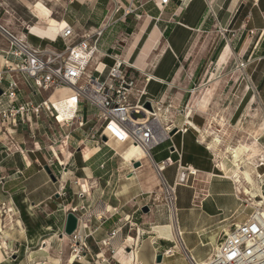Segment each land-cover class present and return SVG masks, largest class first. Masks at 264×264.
<instances>
[{"label":"crops","instance_id":"1","mask_svg":"<svg viewBox=\"0 0 264 264\" xmlns=\"http://www.w3.org/2000/svg\"><path fill=\"white\" fill-rule=\"evenodd\" d=\"M46 1L60 6L58 19L52 18L47 7L49 18L34 15L32 8L35 4L30 6L29 0H19L35 19L33 24L22 22L29 31L13 29L6 21L0 24L16 36L24 35L26 41L29 38L39 41L43 46L38 44L37 47L41 49L60 52L64 43L58 33L53 32L67 25L79 40L83 35L94 33L111 17L109 26L97 41L98 52L92 56L87 74L94 76L95 69H104L101 75L104 79L113 65L110 55H115L152 77L146 87L147 99L156 103L161 100L160 103L165 104L171 88L181 87V91L176 92L177 102L186 104L189 109L194 106V91L206 90L198 102L206 107L211 103L219 82H224L227 76L244 73L260 92L259 100L264 105V0H169L166 6H160L158 0ZM129 6L133 12L127 15L125 11ZM49 19L56 25H48ZM33 25L41 32L32 33L29 28ZM57 45L62 49L53 48ZM6 49L7 43L0 36V52ZM1 58L0 53V61ZM238 61L245 64L243 69H236ZM3 63L1 61L0 69ZM18 83L21 90L19 103L31 101L38 104L42 99L35 102V98L45 97L44 93L35 95V89L24 78L19 77ZM191 85L196 88L189 90ZM188 93L191 96L186 102ZM245 93L246 90L243 95ZM52 103L61 118L63 114L55 108L53 99ZM90 108L95 111L90 116L92 119L80 109L78 114L82 121L87 118V123H95L97 110ZM190 115L189 111L179 115L173 123L161 120L163 129H172L175 125L183 130L186 126L187 130L173 135H170L173 130L169 132L168 139L150 151L151 160L140 158L141 166L137 169L132 166L137 162L135 160L129 163L131 167L123 166L121 162L122 153L130 146L113 140L107 142L108 147H97L88 134V140L83 141L85 152L78 148L69 152L65 147L60 150L51 146V159L40 162L35 156L38 150L27 147L24 136L25 129L35 133L34 124L30 130L21 126L14 135H3L0 145V207L3 205L5 213L0 214V222L4 225L1 248L6 251L0 250V260L6 259L0 264H156L158 255L162 256L160 264H176V261L188 264L180 245L197 263H205L213 255L220 237L234 226L245 223L252 208L250 199L243 197L236 184L224 176L232 172L230 161H226L229 166L226 163L217 166V160L210 159L216 144L214 141L205 145L206 135L211 133L205 128V122ZM234 119L229 116L223 122L229 125ZM246 120L241 116L236 124L247 125ZM92 128H97V124ZM248 129L254 142L250 145L240 142L235 147L245 148V159L253 156L252 162L263 177L264 159L255 160L264 150V121ZM246 130L245 126L243 131ZM209 135L219 138L213 133ZM28 139L35 143L30 132ZM207 146H210L209 150ZM234 148H227L225 155L228 149ZM168 158L174 164L164 169L159 177L150 161L160 162ZM147 163L157 177L156 183L140 178ZM178 163L197 173L193 178L188 176L187 185L175 186L173 216L176 228L173 238L167 231L162 232L169 238L161 237L155 228L170 224V209L160 198L161 190L155 188L162 181L174 186ZM44 166L56 177L55 183L50 181ZM143 207L148 208L147 213L141 211ZM9 209L11 214L7 212ZM69 212L77 217L74 233L85 247L79 259L73 257L70 238L63 234ZM112 231L115 232L114 239L119 235L123 242L117 250L110 244ZM177 232L180 233L178 239ZM129 238L135 245H124ZM7 252L8 257L4 255Z\"/></svg>","mask_w":264,"mask_h":264},{"label":"built area","instance_id":"2","mask_svg":"<svg viewBox=\"0 0 264 264\" xmlns=\"http://www.w3.org/2000/svg\"><path fill=\"white\" fill-rule=\"evenodd\" d=\"M169 0H158L160 6H166ZM6 12V11H5ZM132 7L129 6L125 14H131ZM6 14L9 15L8 12ZM111 21L107 19L99 26L94 33L86 34L77 39L73 29L65 26L58 31V38L64 43V49L60 52L40 47H32L26 41V37L16 36L0 24V36L5 39L7 49L0 53L3 55V66L0 69V145L3 135L11 136L21 126L29 130L32 124H37L41 116L53 120L57 124L68 127L77 121L82 126V117L78 114L82 104H88L97 110L95 123L97 128L89 129V139L97 147L107 146L109 140L121 144L135 145L148 154L150 151L168 139V133L172 130L180 132L182 129L158 127L155 122L157 103L147 99L146 87L151 76L145 72L138 71L132 65L124 62L115 55H110L113 65L108 70L106 77L101 79L104 69L94 70L96 75L87 74V68L92 56L98 52L97 41ZM22 28L27 26L24 25ZM92 42L90 43V41ZM84 53L88 55L87 60L81 57ZM245 64L239 62V67ZM104 68V67H103ZM19 77L24 78L35 89V95L45 94V97L38 104L31 101L19 103L20 88ZM60 89H68L73 92L76 100V111L72 119L59 120V115L54 109L50 98ZM150 101L152 111L144 109V102ZM114 123L125 135L123 140L108 130V126ZM87 124V121L85 122ZM83 124V125H85ZM185 131V130H184ZM183 130L180 132L182 133ZM30 137L35 139V133L30 132ZM102 137L106 141H102ZM173 147L175 153L176 150ZM180 158V155H178ZM151 160V159H150ZM153 170L161 177V172L174 163L168 158L160 162L151 161ZM186 170L185 184L188 176L192 178L196 171L190 168L181 167L177 164V177L179 172ZM174 201V189L162 181L161 184ZM182 185V184H180ZM263 185L260 186V189ZM262 193V192H261ZM259 199V198H258ZM168 204V201L166 200ZM252 213L248 220L238 226H234L228 233L220 237L213 255L205 264H264V216L262 208L250 202ZM76 209H73L75 212ZM5 213L3 205L0 207V214ZM4 225L0 222V250L3 244ZM177 239L180 233H176ZM115 237V232L110 233V240ZM71 241V252L75 259H79L85 252L83 244L79 243L78 235L73 233L69 236ZM5 250L6 249H2ZM180 251L185 256L188 264H199L180 245ZM9 253H4L9 256ZM6 259V257H3ZM4 259L0 260L3 262Z\"/></svg>","mask_w":264,"mask_h":264},{"label":"rangeland","instance_id":"3","mask_svg":"<svg viewBox=\"0 0 264 264\" xmlns=\"http://www.w3.org/2000/svg\"><path fill=\"white\" fill-rule=\"evenodd\" d=\"M37 2H41L42 4L45 5V7L50 9V11L52 12V18L54 20L58 19L59 12L61 9L59 8L60 6H54L53 4L54 2L50 4L46 0H29L30 6L36 4ZM1 3H4L3 8L0 7V21H1L0 23L1 24L6 21V23H8V25L11 28L21 30L22 22H30L32 24L35 22V19L31 16L27 6L20 3L19 0H2ZM6 10L9 12V15L6 14L5 12ZM27 42L30 45L32 44L31 46L33 47L34 46L37 47L38 44H42V43H39V41L34 40L32 38H29ZM42 46L43 44L40 45V47ZM2 48L4 49V46ZM53 48H55L56 50L62 49L60 45L53 46ZM0 64H1V61H0ZM243 68L239 67V61H238V65H236V69L238 70V69H243ZM104 77L105 76H103V78ZM225 81L223 82L222 80L216 86L217 89L213 93L212 101L206 107H202V105H198V102L204 97L206 90H202V92L194 91L195 101L193 102L194 106L192 108L190 107L189 109H187L186 104L177 102L176 92L181 91L180 89L181 87H172L171 93L169 97L167 98L165 104L163 106H156L157 109H160V111L158 112L159 119H160L159 122L162 120L164 123H169V122L173 123L176 121L177 116L184 115L188 111L191 112L190 116L201 118L205 122V128L207 129V131L219 137L215 139L213 138L214 137L213 135H209L211 133H209L208 135L205 134L206 135L205 145H208L211 142L215 141V144H216V149L214 151L215 153H213L214 155H209V157L210 159L217 160L216 162L217 166L221 165L222 163H226V165L229 166V164L226 161H230V158L233 155H236L238 159L246 160L244 158V154L246 152L245 148H242L240 146L238 147H235V146H237L240 142L246 143L249 145L252 144L254 140L250 138L251 130L248 128L255 127L256 123L260 124L261 122L264 121V105H262L259 100L260 92L258 93L255 87L252 86V83L250 82V78L246 74L242 73V75L240 76L239 75H236V76L231 75L229 77L227 76V79ZM195 88H196V85L195 86L191 85L189 90H193ZM245 90H246V93L243 95ZM191 93L187 94L186 99H185L186 102H188V100L190 99ZM53 96H54L53 100L56 102L55 108L58 109L61 114L63 110H60L59 108L56 107V104L60 102L58 100L60 99L61 100H64V99L73 100L72 105H71L74 111L73 116H72L73 118L75 115V98H74L73 93L70 91L64 92V93L59 91V92H56ZM41 99H43L42 96L41 97L39 96L35 98V102H38ZM250 101H252L251 104H250ZM241 103H242V106H241ZM80 110L86 116H89L88 119H92L90 118V116H92L93 113H95V111L91 109L87 104L81 105ZM229 116H232L233 119L236 116L235 117L236 119L232 120V123H230L229 125L228 124L225 125L223 121L229 118ZM241 116H245L247 118L246 120L248 122L247 125L246 124L244 125L236 124L237 120ZM61 118L72 119L64 115H62ZM61 118H59V120H61ZM86 121H87V118L82 121V126H79L77 121H74L72 125L66 127L63 124L59 125L55 123L53 120L51 119L49 120L45 118V116L43 115L37 121V124L33 125L35 128V143L34 144L32 143L33 142L32 140L30 141L28 139V133L31 132V130L30 131H28L27 129L24 130L26 146L33 148L35 150H38V152L35 153V156L40 158L39 159L40 162L48 161L51 159V152L49 150L51 146L54 149H60V150L63 149L62 147H65V149L68 150L69 152H74V150H76L77 148L85 152L86 149L83 147V141L86 139L88 140L87 138L89 134L88 129L95 126V123L93 121L85 124ZM245 126L247 127L246 132L243 131L245 129ZM185 127L186 126H184V130H187V128ZM241 127L243 128V130L240 129ZM124 138L125 137H123V139ZM202 147L205 149L204 145ZM207 148L209 150L210 146H207ZM227 148H234V149L232 150L228 149L227 155H225V150ZM260 153L258 154V157L255 160V162L257 161L260 162L259 160L261 158L264 159V150H261ZM141 154H142L141 151L137 149H133L130 146L124 151V154L121 156V162L123 166L127 165L131 167L129 163L133 161L134 158H139V160H141L140 159ZM44 157L46 160L43 159ZM252 157L253 156L249 158H252ZM121 162L120 160H118L117 164L120 165ZM140 175H139L140 178L144 177L146 180L153 181V183L157 182V177L153 173L152 168L150 167L149 164L143 170H141ZM228 175L231 176L232 174L229 173ZM261 185H263L262 193H264V176L259 181V187ZM240 187H241V190H243V188L246 186L242 185ZM155 190L157 191L161 190L160 198L164 203H166V199H165L166 195L164 194L163 186L158 185L155 188ZM155 190L153 189L152 191L155 192ZM154 194L155 193L152 194V197L155 196ZM15 213L17 214L16 211ZM16 214H15V217H16ZM12 218L14 217L12 216ZM30 219H33V217H31ZM34 219H37V218H34ZM96 251H98V249ZM176 264H179V261H176Z\"/></svg>","mask_w":264,"mask_h":264},{"label":"bare ground","instance_id":"4","mask_svg":"<svg viewBox=\"0 0 264 264\" xmlns=\"http://www.w3.org/2000/svg\"><path fill=\"white\" fill-rule=\"evenodd\" d=\"M32 12L34 15H37L39 17H46V18L48 17L49 18V16H50V11L43 4H41L39 2L34 5V7L32 8ZM48 25L53 26V25H56V23L52 19H49ZM62 28H60V29H62ZM29 29L32 33H37V31H35L36 29H35L34 25L30 26ZM47 31L53 32V31H50L49 29H47ZM58 31H59V29L53 33L57 34ZM40 32H41V30H38V33H40ZM81 57L84 60H87L88 55L86 56L84 53H82ZM1 61H2V63L4 62L2 58H1ZM132 67H133V65H132ZM70 92H72V91H70ZM53 97L54 96H52L50 98L51 103H52ZM72 101L73 100H64V101H61V102L56 104V107L59 108L60 110H63L62 114L68 118H72L73 113H74L73 108L71 106ZM160 101H157L158 106H161L164 104V103L161 104ZM159 111H160V109H156L154 114L156 115V118H155L156 124L158 125V127H161L162 124H161V121L159 122L160 119H159V115H158ZM61 120H64V118H62ZM173 127L176 128L177 126L174 125ZM159 129H162V128H159ZM108 130H110L113 134H115L118 137V139H120V140H123V137H125V135L122 133L121 129L117 125H115L114 123H112L108 126ZM183 132H185V131L183 130ZM131 148L141 151L142 154H141L140 158H144V157L149 158L148 154L145 153L140 147L135 146V145H131ZM123 154H124V152L122 153V155ZM133 160L138 162L139 158H134ZM230 163L232 165V172H231L232 175L231 176L224 175V176L226 178H230L236 184L237 189H239L241 191L240 192L241 195L250 199L249 201L253 205H257V206L261 207L262 208L261 213L264 216V195H263L264 193H261V191L259 189V181H260V179H262V177L259 175L258 171L256 170V166L252 162V159L248 158L246 160H241V159H238L236 157V155H233L230 158ZM185 179H186V170L184 169V172H182V171L179 172L176 183L179 185L180 184L184 185ZM242 185L246 186L243 188V190H241V187H240ZM86 189L87 188L84 187V190H86ZM164 194L166 195L165 199L168 201V205H169V209H170L169 221H171V222L167 226L155 228V231L156 232L158 231L157 233L161 237L165 236L162 231H167L169 233V237H172L173 231H175V228H176L175 219L173 216V211H174L173 210V198L170 197V194L166 190L164 191ZM256 198H259V199H256ZM7 212H8V214H10L11 209H9ZM165 237L169 238L168 236H165ZM122 243L123 242L120 240L119 235H117V237L115 239L110 241V244L112 245L114 250L121 248ZM132 244L135 245L134 242H132L131 238L125 240L124 245H127V247L129 245H132ZM203 264H205V263H203Z\"/></svg>","mask_w":264,"mask_h":264},{"label":"water","instance_id":"5","mask_svg":"<svg viewBox=\"0 0 264 264\" xmlns=\"http://www.w3.org/2000/svg\"><path fill=\"white\" fill-rule=\"evenodd\" d=\"M2 95V90L0 89V96ZM144 109L148 110V111H152V107H151V103L150 101H145L144 102ZM176 132V130H173L170 135H173L174 133ZM102 141L105 142L106 141V138L105 137H102ZM133 168L134 169H137L141 166L140 162H135L132 164ZM43 170L45 171V173L47 174V176L49 177L50 181L55 183L56 182V177L54 176V174L52 173V171L47 167V166H44L43 167ZM141 211L143 213H147L148 212V208L147 207H143L141 209ZM77 229V217L75 216L74 213L72 212H69L67 215H66V219H65V224H64V229H63V234L65 236H71L75 230ZM161 259H162V256L161 255H158L156 257V260H155V263L156 264H160L161 263Z\"/></svg>","mask_w":264,"mask_h":264},{"label":"trees","instance_id":"6","mask_svg":"<svg viewBox=\"0 0 264 264\" xmlns=\"http://www.w3.org/2000/svg\"><path fill=\"white\" fill-rule=\"evenodd\" d=\"M147 96H148V94H147Z\"/></svg>","mask_w":264,"mask_h":264}]
</instances>
